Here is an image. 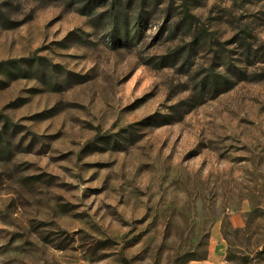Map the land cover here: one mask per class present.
<instances>
[{
	"label": "rangeland",
	"instance_id": "1",
	"mask_svg": "<svg viewBox=\"0 0 264 264\" xmlns=\"http://www.w3.org/2000/svg\"><path fill=\"white\" fill-rule=\"evenodd\" d=\"M264 264V0H0V264Z\"/></svg>",
	"mask_w": 264,
	"mask_h": 264
},
{
	"label": "trees",
	"instance_id": "2",
	"mask_svg": "<svg viewBox=\"0 0 264 264\" xmlns=\"http://www.w3.org/2000/svg\"><path fill=\"white\" fill-rule=\"evenodd\" d=\"M125 264H130V263L125 261Z\"/></svg>",
	"mask_w": 264,
	"mask_h": 264
}]
</instances>
